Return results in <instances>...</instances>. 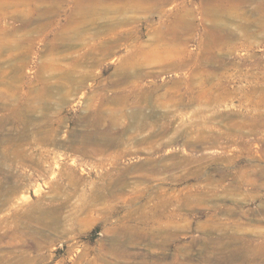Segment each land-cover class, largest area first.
<instances>
[{"label": "rangeland", "instance_id": "374dc122", "mask_svg": "<svg viewBox=\"0 0 264 264\" xmlns=\"http://www.w3.org/2000/svg\"><path fill=\"white\" fill-rule=\"evenodd\" d=\"M14 1L0 264H264V0Z\"/></svg>", "mask_w": 264, "mask_h": 264}, {"label": "bare ground", "instance_id": "6f19581e", "mask_svg": "<svg viewBox=\"0 0 264 264\" xmlns=\"http://www.w3.org/2000/svg\"><path fill=\"white\" fill-rule=\"evenodd\" d=\"M142 1V0H140ZM152 1H155L156 3H159V2H169V0H152ZM206 1V7L210 10V13L211 14H215V13H224L226 15H228V9L229 8V5L226 3H224L223 1L224 0H205ZM53 6L55 7L56 3H57V0H51ZM78 2H81V3H87V9L86 10H83L84 9V6L83 4H79L78 6H80V9H77V11L81 14H94L96 13L97 11L98 12H103L104 11H107V7L106 5L104 4V0H86V2L84 0H79ZM74 4V3H73ZM146 4V3H145ZM85 5V6H86ZM159 5V4H158ZM17 6H19V2H6V0H1L0 1V16H3L5 17L6 15H11L12 17H17L18 16V13H17ZM153 6V5H152ZM262 7L261 10L264 9V4H262V6H260V8ZM9 10H12V11H9ZM256 12V11H255ZM236 13V12H235ZM90 15V16H91ZM101 15V14H100ZM218 15V14H217ZM224 16V15H223ZM260 16V15H259ZM71 16H69L70 18ZM81 17V16H80ZM221 17V16H220ZM231 17V16H230ZM233 17V16H232ZM261 17V16H260ZM94 18V17H93ZM225 18V16H224ZM258 20V19H257ZM256 21V20H255ZM261 21V20H260ZM260 23V22H259ZM179 24V30L180 32L183 34L187 31L190 30V25H187L185 23H183L182 21H180ZM223 25V24H222ZM242 27V26H241ZM168 28V27H167ZM223 28H225L223 26ZM215 29V27H214ZM178 31V30H177ZM215 31V30H214ZM218 31V30H217ZM242 31V30H241ZM71 32L72 30L71 29H68L64 34H61L60 36L58 34L54 35L53 36V46H55L56 44H58L60 42V40L62 41H65L67 40L68 44L71 45L72 44V38H71ZM226 32V31H225ZM228 32V31H227ZM231 32V31H230ZM209 33V31H208ZM219 33L223 34L224 32L223 31H219ZM242 33V32H241ZM228 34V33H227ZM175 35V34H174ZM207 35V34H206ZM216 35V34H215ZM232 35V34H231ZM173 36V34H172ZM208 38V37H207ZM214 38V37H213ZM109 47V46H108ZM15 48L9 44V43H1L0 44V53L2 51H7L9 52V55L10 57H16L18 55H21V53H16ZM25 54H23L24 56ZM9 57V58H10ZM134 63V62H133ZM23 66V65H22ZM24 67V66H23ZM131 67V66H130ZM126 68V67H125ZM119 69V68H118ZM129 69V68H128ZM123 70V69H122ZM120 72V71H119ZM133 72V71H132ZM133 74V73H132ZM86 77V76H85ZM128 79V78H127ZM123 80V79H122ZM119 82V81H118ZM116 83V82H115ZM115 85V84H114ZM17 92V91H16ZM37 92V91H36ZM14 95V94H13ZM39 95V94H38ZM11 97V96H10ZM6 98V97H5ZM15 98V96H14ZM17 98V97H16ZM45 99V98H44ZM109 99V98H108ZM17 100V99H16ZM41 100V99H40ZM13 101V100H12ZM18 101V100H17ZM23 101V100H22ZM38 101V100H36ZM8 102V101H7ZM15 102V101H14ZM40 103H42L41 101H39ZM109 102V101H108ZM18 103V102H17ZM11 104V103H10ZM25 104V103H24ZM12 105V104H11ZM18 105V104H17ZM19 107V106H18ZM25 113V112H24ZM134 115V114H133ZM24 119V118H23ZM25 120V119H24ZM22 120V121H24ZM26 123V122H25ZM25 127V126H24ZM39 141V140H38ZM14 151V150H13ZM17 153V152H16ZM9 160V159H8ZM21 160V159H20ZM38 189V188H37ZM40 189V188H39ZM20 192V191H18ZM35 192V191H34ZM37 193V191H36ZM15 196V195H14ZM14 198V197H13ZM23 200V198H22ZM21 200V201H22ZM16 202V201H14ZM19 202V201H18ZM17 204V203H15ZM21 204V203H20ZM19 204V205H20ZM18 205V204H17ZM27 205V204H26ZM39 211V210H37ZM43 212V211H42ZM40 213V212H39ZM157 229V228H156ZM165 234V233H164ZM233 234V233H232ZM167 235V234H166ZM252 235V234H251ZM254 238V237H253ZM1 240V239H0ZM160 240V239H159ZM251 240V239H250ZM220 241V240H219ZM217 242V241H216ZM160 244V243H159ZM162 245V244H161ZM219 245L221 247H229L230 249H233V252L231 254H234V252L236 250H239L237 251V254L240 255L242 254L243 252H246L247 250H253L254 248H257L259 249L260 252H262L263 256H264V245L261 244V243H258L256 241H245L244 239H242V237H237V236H232L230 237L225 243H223L222 241L219 242ZM162 247V246H161ZM158 250V249H157ZM160 250V249H159ZM230 257V256H229ZM231 257H233V255H231ZM260 257V256H259ZM227 258V257H226ZM247 258V257H246ZM241 259V258H240ZM248 259V258H247ZM259 260V259H258ZM247 261V260H246ZM158 262V261H157ZM177 262V261H176ZM223 262V261H222ZM251 262V261H250ZM228 264V263H227Z\"/></svg>", "mask_w": 264, "mask_h": 264}]
</instances>
